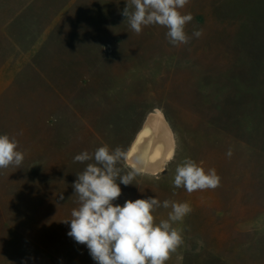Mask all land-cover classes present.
I'll list each match as a JSON object with an SVG mask.
<instances>
[{
  "label": "rangeland",
  "instance_id": "obj_1",
  "mask_svg": "<svg viewBox=\"0 0 264 264\" xmlns=\"http://www.w3.org/2000/svg\"><path fill=\"white\" fill-rule=\"evenodd\" d=\"M126 3L0 0V134L24 155L19 168H0V264H96L63 222L91 162L74 157L104 145L129 156L157 112L174 154L163 171L120 184L114 204L189 203L173 225L184 243L166 264L264 263V0H189L180 11L194 17L191 39L176 46L165 27L131 30ZM185 159L214 168L219 186L175 188ZM170 211L156 209L155 221Z\"/></svg>",
  "mask_w": 264,
  "mask_h": 264
},
{
  "label": "clouds",
  "instance_id": "obj_2",
  "mask_svg": "<svg viewBox=\"0 0 264 264\" xmlns=\"http://www.w3.org/2000/svg\"><path fill=\"white\" fill-rule=\"evenodd\" d=\"M188 3L189 0H127L121 14L136 34L145 26L167 28L166 37L176 46L187 44L191 39L185 27L194 17L180 11ZM202 34V29H196L192 36L199 38ZM17 148L15 139L0 134V168L20 167L24 155ZM226 155H232L231 149ZM128 159L121 147L112 150L107 145L74 157V162H91L76 174L72 185L78 207L72 210L71 219L63 221H70L67 234L86 245L96 264H166L184 243L182 230L173 225L191 212V206L187 202H161L157 197L126 200L123 206L114 204L122 194L120 184H133L142 171L139 161L125 171L120 165ZM219 183L220 177L214 168L206 172L191 159H185L175 169L174 187H183L189 193L214 189ZM59 198L64 199L62 194ZM161 207L171 211L167 219L157 223L153 213Z\"/></svg>",
  "mask_w": 264,
  "mask_h": 264
},
{
  "label": "bare ground",
  "instance_id": "obj_3",
  "mask_svg": "<svg viewBox=\"0 0 264 264\" xmlns=\"http://www.w3.org/2000/svg\"><path fill=\"white\" fill-rule=\"evenodd\" d=\"M150 130V135L145 134ZM143 134V135H142ZM128 162L135 164L144 154L142 171L157 173L165 169L166 162L173 156L175 143L173 134L161 112L152 114L139 133L131 148ZM158 158H155L157 157Z\"/></svg>",
  "mask_w": 264,
  "mask_h": 264
},
{
  "label": "snow or ice",
  "instance_id": "obj_4",
  "mask_svg": "<svg viewBox=\"0 0 264 264\" xmlns=\"http://www.w3.org/2000/svg\"><path fill=\"white\" fill-rule=\"evenodd\" d=\"M145 134H148V135H150V130L149 131H147ZM143 135V134H142ZM155 158H158V155H157V157H155Z\"/></svg>",
  "mask_w": 264,
  "mask_h": 264
},
{
  "label": "crops",
  "instance_id": "obj_5",
  "mask_svg": "<svg viewBox=\"0 0 264 264\" xmlns=\"http://www.w3.org/2000/svg\"><path fill=\"white\" fill-rule=\"evenodd\" d=\"M262 264H264V263H262Z\"/></svg>",
  "mask_w": 264,
  "mask_h": 264
}]
</instances>
